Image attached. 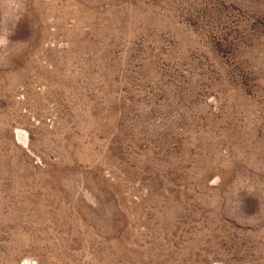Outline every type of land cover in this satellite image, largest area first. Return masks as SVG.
Here are the masks:
<instances>
[{
    "label": "rangeland",
    "instance_id": "1",
    "mask_svg": "<svg viewBox=\"0 0 264 264\" xmlns=\"http://www.w3.org/2000/svg\"><path fill=\"white\" fill-rule=\"evenodd\" d=\"M0 264H264V0H0Z\"/></svg>",
    "mask_w": 264,
    "mask_h": 264
}]
</instances>
